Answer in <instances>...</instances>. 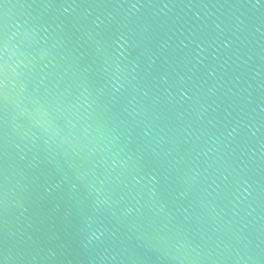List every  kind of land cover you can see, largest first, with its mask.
<instances>
[{
  "label": "water",
  "instance_id": "95a60500",
  "mask_svg": "<svg viewBox=\"0 0 264 264\" xmlns=\"http://www.w3.org/2000/svg\"><path fill=\"white\" fill-rule=\"evenodd\" d=\"M0 264H264V0H0Z\"/></svg>",
  "mask_w": 264,
  "mask_h": 264
}]
</instances>
